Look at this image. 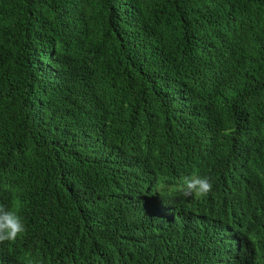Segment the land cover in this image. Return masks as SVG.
Listing matches in <instances>:
<instances>
[{"label":"trees","instance_id":"16d2710c","mask_svg":"<svg viewBox=\"0 0 264 264\" xmlns=\"http://www.w3.org/2000/svg\"><path fill=\"white\" fill-rule=\"evenodd\" d=\"M0 202V264H264V0H0Z\"/></svg>","mask_w":264,"mask_h":264},{"label":"clouds","instance_id":"9594fccd","mask_svg":"<svg viewBox=\"0 0 264 264\" xmlns=\"http://www.w3.org/2000/svg\"><path fill=\"white\" fill-rule=\"evenodd\" d=\"M178 190L185 198L203 199L213 191V183L209 176H200L192 173L180 178ZM167 186L162 185L161 189ZM26 231V226L21 220L19 209L15 202L9 205L0 202V243L12 242L18 239ZM29 264H32L30 261Z\"/></svg>","mask_w":264,"mask_h":264}]
</instances>
